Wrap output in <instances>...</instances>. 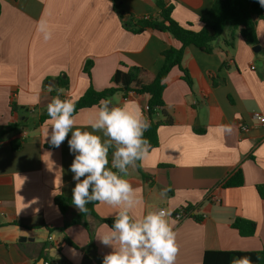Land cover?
<instances>
[{"label": "crops", "instance_id": "obj_1", "mask_svg": "<svg viewBox=\"0 0 264 264\" xmlns=\"http://www.w3.org/2000/svg\"><path fill=\"white\" fill-rule=\"evenodd\" d=\"M216 1L171 0L172 16L200 31L201 18ZM0 5V127L24 122L0 142V264H102L112 249L97 238L110 229L101 220H86L94 234L92 246L83 225L64 233H50L43 227L60 229L80 212L71 207L63 216L55 203L59 195L72 198L76 183L70 168L75 153L67 142L71 133L52 149L47 147L51 120L35 127L54 98L49 84L56 86V78L66 74L70 84L64 99L75 102L91 84L97 91L110 88L120 68L138 66L158 73L163 52L181 44L167 33L134 35L124 29V15L122 19L116 6L129 18L156 16V0H0ZM41 19L52 31L48 41L37 31ZM257 34L259 52L239 33L232 49L225 41L213 54L195 46L186 49L182 67L193 86L182 79L179 68L172 70L166 81L165 107L156 119L164 120L165 113L172 124L158 129L159 146L141 161L146 177L137 167H130L124 177L143 197L135 215L153 209L173 215L192 206L194 216L203 218L181 223L170 218L175 221L179 245L175 264H203L206 252L264 250V199L257 189L264 185V125L254 119L256 113L264 116V19L257 21ZM90 62L91 76L86 73ZM149 99L148 95L124 98L117 94L112 105L139 107L148 118ZM12 103L32 113L28 118L22 112L13 114ZM96 112L97 107L81 110L74 116L76 127L92 131L90 122ZM221 125H232L231 135H221ZM95 134L105 139L102 133ZM16 140L22 142L19 152L12 149ZM239 170L244 184L225 188L223 183ZM162 189H168L166 197L160 195ZM210 195L219 202H212ZM95 211L101 219H115L116 210L106 204L98 203ZM236 219L255 222V235L242 237L231 226ZM66 237L77 249L59 248Z\"/></svg>", "mask_w": 264, "mask_h": 264}, {"label": "clouds", "instance_id": "obj_2", "mask_svg": "<svg viewBox=\"0 0 264 264\" xmlns=\"http://www.w3.org/2000/svg\"><path fill=\"white\" fill-rule=\"evenodd\" d=\"M259 3L264 6V0ZM37 31L44 41L52 38V31L43 19L38 21ZM54 87L49 84V91ZM57 91L58 95L47 106L51 120L50 144L60 147L71 133L67 142L70 152L75 153L70 168L76 182L72 189V203L81 213H86V205L92 202L116 210L111 228L97 236L103 245L112 249L103 257L102 264H175L179 245L171 213L165 209H153L135 215V210L144 203L143 197L140 189L124 178L130 167H136V162L149 154L151 144L144 136L151 127L149 119L139 107L113 106L112 99L105 98L99 101L96 116L90 122L92 131H82L76 127L73 115L75 103L60 98L63 89ZM232 131V125L219 126L221 135H231ZM98 132L105 139L95 134ZM110 149H114L111 167L108 166ZM167 192L168 189H162L160 195L166 197ZM231 264H252V261L240 257L234 258Z\"/></svg>", "mask_w": 264, "mask_h": 264}, {"label": "trees", "instance_id": "obj_3", "mask_svg": "<svg viewBox=\"0 0 264 264\" xmlns=\"http://www.w3.org/2000/svg\"><path fill=\"white\" fill-rule=\"evenodd\" d=\"M156 5L159 10V14L156 16H149L136 18L131 17L123 23L124 29L128 32L139 35L148 31L167 33L171 35L176 41L181 44L180 48H169L162 54L164 63L158 73H152L142 67L133 66L124 70L118 69L112 77V86L103 91H97L91 84L87 92L77 101H75L74 116L77 115L83 109H89L98 107L101 99H112L115 95L121 94L124 98L129 95H148L150 97L148 105L150 110L146 112L148 119L151 123V127L144 133L151 144V149L159 146L158 129L164 125L172 124L171 118L165 113L162 117L164 120H158L157 115L159 111L164 109V92L167 88V79L169 74L174 68H179L183 72L182 79L190 86H193L192 78L188 70L182 67L184 54L189 46H195L205 54H213L218 48L221 41H225L226 47L234 48V41L236 33H239L244 41L253 47L260 45L257 34V21L258 19H264V6H261L259 0H217L212 9L201 18L203 25L200 31L193 29L191 25L183 26L173 18L174 7L172 4L167 3L165 0H156ZM117 10L121 7L116 6ZM1 15V5H0ZM228 39L225 38L226 35ZM93 63L90 62L89 67L86 69V73L91 76V68ZM124 67V65H121ZM58 84L53 88L52 95L56 97L58 95L57 89H63L62 93H59L60 98L64 99V94L69 90V78L66 74L56 78ZM22 112L26 118L32 113L30 109L20 108L15 103H12V113L16 114ZM50 117L47 110L44 111L35 123V127L39 128L44 125ZM24 122L18 121L11 123L6 127H0V142L3 138L15 131H17ZM48 148L55 149L57 147L51 144L47 145ZM12 149L15 152H19L22 149V142L16 140L12 142ZM110 149L109 152H112ZM111 167V166H109ZM136 167L142 177H146L141 161L136 162ZM114 170V169H113ZM115 171V170H114ZM244 184V176L241 170L237 171L230 178L223 183L225 188L241 187ZM258 193L262 199H264V185L257 187ZM61 214L65 216L71 207H75L72 203V198H66L63 195H59L55 200ZM99 202H92L86 205L88 211L86 213L79 212L70 221H66L64 226L60 229L49 228L44 225L50 233L60 231L64 233L66 229L74 225H83L90 232L91 246L93 245L94 234L91 232L87 218L93 217L101 220L107 224L110 228L114 222V219H101L96 214L95 207ZM187 212H191L189 218H193L198 222H202L203 218L194 216L195 208L189 206L185 209ZM17 226V223L11 224ZM232 228L237 230L242 237H253L257 230V224L253 221L245 219H236L232 223ZM71 246L77 249V246L69 239L65 238L59 248L62 246ZM248 257L252 261V264H264V250L256 252H206L204 256L203 264H231L234 258Z\"/></svg>", "mask_w": 264, "mask_h": 264}, {"label": "built area", "instance_id": "obj_4", "mask_svg": "<svg viewBox=\"0 0 264 264\" xmlns=\"http://www.w3.org/2000/svg\"><path fill=\"white\" fill-rule=\"evenodd\" d=\"M167 3H170L171 0H165ZM148 18V17H147ZM150 110L149 105H147L145 107V111L148 112ZM259 116L262 117L261 119H255L257 120L261 125H264V116L260 113H256L254 115V117ZM246 127H243L242 130H245ZM209 199L214 202V203H218L219 199L215 198L213 196H209ZM185 209H187V207L181 208L180 210H178L177 212H175L173 215H171L170 218H173L177 223H181L185 220H187L190 216H191V212H187ZM166 210V209H165ZM45 264H49V262H45Z\"/></svg>", "mask_w": 264, "mask_h": 264}, {"label": "water", "instance_id": "obj_5", "mask_svg": "<svg viewBox=\"0 0 264 264\" xmlns=\"http://www.w3.org/2000/svg\"><path fill=\"white\" fill-rule=\"evenodd\" d=\"M122 14L124 15V20L127 21L129 19V15H126L125 12H122ZM255 52H259L261 50L260 46L254 47L253 49ZM26 241L25 238L22 239V242ZM58 252V251H57Z\"/></svg>", "mask_w": 264, "mask_h": 264}, {"label": "rangeland", "instance_id": "obj_6", "mask_svg": "<svg viewBox=\"0 0 264 264\" xmlns=\"http://www.w3.org/2000/svg\"><path fill=\"white\" fill-rule=\"evenodd\" d=\"M229 35L227 34L225 37H228Z\"/></svg>", "mask_w": 264, "mask_h": 264}]
</instances>
